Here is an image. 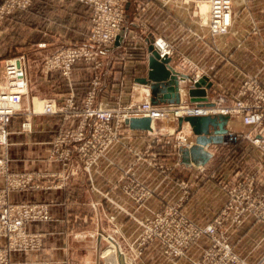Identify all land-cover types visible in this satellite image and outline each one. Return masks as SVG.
Listing matches in <instances>:
<instances>
[{
    "label": "crops",
    "instance_id": "0c3cea01",
    "mask_svg": "<svg viewBox=\"0 0 264 264\" xmlns=\"http://www.w3.org/2000/svg\"><path fill=\"white\" fill-rule=\"evenodd\" d=\"M125 12L119 39L101 50V68L95 70L80 62L68 79L56 73L45 75L41 65L61 49L84 44L90 31L88 6L77 0H32L28 11L15 12L1 25L0 85L4 83L3 61L23 55L29 89L21 101V112L8 127L7 145L0 146V160L6 161L11 173L34 174L40 185L36 190L10 192L7 199L46 203L51 216L47 223L28 226L30 232L41 234V250L14 255L13 260L118 264L115 255L105 258V251L100 253L108 241L116 246L121 264H170L159 244L138 248L140 229L135 220L150 218L165 206L180 203L186 218L205 226L226 203L220 182H230L237 171L256 175L255 187L264 193V155L246 141L231 152L221 145H208L204 147L211 156L207 163L188 166L179 153L185 147L178 148L177 138L165 134L168 130L164 126L159 132L128 127L121 132V144L112 146L88 176L75 153L66 167L50 158L59 131L75 128L77 119L64 120L62 115L40 112L31 116V130L21 131L26 111L44 101L62 105L73 96L74 104L82 106L95 76L99 78L96 105L111 108L137 101L131 85L147 77V49L156 39L169 45L173 70L188 78L199 76L205 83L198 91L203 97L185 94L189 80L180 84L184 88L181 100L191 106L206 104L204 99L229 105L245 82L264 90V0H233L229 33L215 38L199 24L196 7L185 0H127ZM219 96L224 97L222 102ZM155 100V106L168 105L161 93ZM241 126L240 121L229 119L227 130L233 132ZM246 127L249 133H258L256 128ZM182 134L192 135L188 124L183 125L181 136H185ZM135 152L147 159L137 158ZM153 155L160 160V168L148 162ZM134 178L151 192L139 207L134 205ZM3 180L0 176V189ZM227 231L233 252L247 264H256L264 255V224L255 218L249 217L239 227L228 226ZM4 244L0 238V247ZM209 245L207 238L199 239L187 257L199 260ZM179 263L189 264L187 260Z\"/></svg>",
    "mask_w": 264,
    "mask_h": 264
},
{
    "label": "built area",
    "instance_id": "2783aa9c",
    "mask_svg": "<svg viewBox=\"0 0 264 264\" xmlns=\"http://www.w3.org/2000/svg\"><path fill=\"white\" fill-rule=\"evenodd\" d=\"M91 9L90 31L84 44L61 49L44 59L42 72L45 75L56 73L63 78L70 77L72 68L83 62L99 70L101 50L111 46L120 35L125 23V3L127 0H77ZM204 1L209 7L208 32L211 35H225L232 24L230 0H194ZM32 0H6L0 7V24L14 11H28ZM154 47L161 56L171 55L169 45L162 39L154 41ZM3 85H0V146L8 142V127L11 120L21 112V101L28 96L29 81L27 59L21 55L6 59L3 64ZM98 76L92 81L91 90L82 106H76L73 96H68L62 105L54 100L42 102L44 115H62L64 120L77 119L73 129L61 130L53 141L50 158L67 166L75 153L83 170L88 174L91 168L109 151L112 146L121 144L122 130H127L126 122L131 119H150L164 126L171 118V127L179 118L187 116L224 115L240 117L244 126L256 128L257 134L228 132L221 146L236 150V144L246 141L264 155V90L255 83L245 82L238 90L237 97L230 107L215 108L189 105L185 100L178 105L154 106L151 104V88L148 84L133 83L131 88L140 95L137 101L126 105L103 108L95 104ZM200 79L189 78L190 86ZM222 102V99L220 100ZM215 105V103H214ZM37 114L34 107L26 111L21 131L31 130L30 118ZM174 127V126H173ZM173 132L165 134L173 135ZM194 135L176 139L178 148H190L194 144ZM234 146V147H233ZM239 146V147H240ZM238 147V148H239ZM264 168V162L261 164ZM0 176L4 187L0 189V238L4 246L0 247V264H50L41 260H13L14 255L39 252L43 240L39 233H32L28 226L47 223L51 220L48 205L43 202H9L7 194L18 190H36L40 188L34 174H14L7 163L0 160ZM256 175L237 171L231 181L220 185L226 194V203L214 219L205 226H198L188 220L182 212L180 203L167 205L150 219L142 221V233L137 242L138 248L157 243L170 264H180L187 260L189 264H247L233 252L226 232L228 226L239 227L249 217L264 222V193L257 190ZM62 187V185H58ZM151 192L146 191L139 200H144ZM134 194V200H135ZM207 238L209 247L199 260H190L187 251L199 239ZM264 263V255L256 264Z\"/></svg>",
    "mask_w": 264,
    "mask_h": 264
},
{
    "label": "water",
    "instance_id": "95a60500",
    "mask_svg": "<svg viewBox=\"0 0 264 264\" xmlns=\"http://www.w3.org/2000/svg\"><path fill=\"white\" fill-rule=\"evenodd\" d=\"M118 39L116 38V40ZM147 52V77L137 80V83L148 84L150 86L151 96L153 97L151 98L152 105L155 106L158 104L155 97L160 93L163 94L164 99H168V104H178L180 99V84L187 82L189 80L188 76L177 73L173 70L170 66L171 59L166 55L161 56L154 47V41L149 43ZM201 86L204 87L205 83L200 78L197 83L192 86L189 85L185 89L187 90L189 97H203L204 95H201V93L198 92ZM204 102L206 104H202L201 106H214L213 104L208 103L206 99H204ZM228 121L229 117L224 115L187 116L179 118L177 130L181 129L183 123H187L195 137L194 144L190 148L179 149L183 164L188 166L191 164L195 166L205 165L211 156L204 150V147L208 145L222 144L223 137L228 133ZM126 124L131 130H152L150 119H131L127 121Z\"/></svg>",
    "mask_w": 264,
    "mask_h": 264
},
{
    "label": "rangeland",
    "instance_id": "374dc122",
    "mask_svg": "<svg viewBox=\"0 0 264 264\" xmlns=\"http://www.w3.org/2000/svg\"><path fill=\"white\" fill-rule=\"evenodd\" d=\"M6 0H3L2 1V3L0 4V7L3 5V3L5 2ZM231 1V10H232V6H233V0H230ZM127 2V1H126ZM188 2H191V4H193L195 7H196V10H197V16H198V20H199V24L200 25H202L203 27H205L206 28V32H208V27H207V25H208V18H209V7H208V5H207V3H205L204 1H200V2H195L194 0H185V3H188ZM17 12V11H16ZM15 13V11L12 13V14H14ZM12 14H10V15H8V16H6L3 20H2V22H1V24H0V29H1V25H2V23L4 22V20L6 19V18H8L9 16H11ZM125 21H126V12H125ZM125 24V23H124ZM209 33V32H208ZM228 33H229V31H228ZM227 33V34H228ZM205 34V33H204ZM203 34V35H204ZM210 34V33H209ZM227 34H225V35H227ZM202 35V36H203ZM202 36H199V37H202ZM210 36H213L212 38H215V37H219V36H224V35H211L210 34ZM42 47V46H41ZM15 58V57H14ZM170 58V57H169ZM8 59H10V58H8ZM171 59V58H170ZM6 60V59H5ZM4 60V61H5ZM4 61H3V64H4ZM44 61V60H43ZM43 63V62H42ZM3 66V65H2ZM41 68H42V65H41ZM186 90V89H185ZM181 91H184V88L183 87H179V96H180V99H179V103L180 102H182L183 100H181V98L183 99V96H181V94H184V92H185V94L187 93L188 94V92H187V90L186 91H184L183 93H181ZM238 93V92H237ZM237 93H236V95H235V97H234V99L232 100V102L229 104V105H225V106H219L218 104L216 105V103H215V105H214V103H211V104H213L214 105V107L215 108H223V107H230L232 104H233V102H234V100H235V98L237 97ZM138 97H140V95H136V98H138ZM222 99V101H223V99H224V97H222V96H219V100H221ZM178 103V104H179ZM220 103V102H219ZM178 104H176V105H178ZM118 105H121V104H118ZM117 105V106H118ZM123 105H126V104H122L121 105V107H123ZM168 105H174V104H168ZM34 110H35V112H37V113H40L41 112V110H42V105L40 106V105H36L35 107H34ZM20 113V112H19ZM231 120H238V121H240L241 122V124H242V121H241V118L239 117H231L230 118ZM171 118H168L167 119V122H165V123H167L166 125H165V128H166V130H168V131H166V132H173V128H175L176 127V129H175V132H174V136H172V137H176L178 140H181L182 139V137H184V136H181V133H182V131H183V125L184 124H187V123H183L182 124V126H181V129L180 130H177V127H178V120H177V122L175 123V124H173L172 123V125L174 126H172L171 127ZM162 127V125L160 124V123H154V121H152L151 122V129L152 130H154V131H160V128ZM127 128H128V126H127ZM151 130V131H152ZM233 130H235V131H233L234 133H244V132H248V131H250L249 130V128H247L246 126H244L243 124H242V126H241V128H234ZM153 132V131H152ZM182 135H185V134H182ZM168 136V135H167ZM186 136V135H185ZM188 136H189V134H188ZM190 136H191V134H190ZM240 145H238V144H236V146H235V149H237L238 147H239ZM234 147V146H233ZM135 155L137 156V158H142V159H147V157H145L144 158V154H141V153H139V152H135ZM105 157H106V155H105ZM105 157H103V158H101V159H104ZM100 159V160H101ZM158 161H160V160H158V157L157 156H151V157H149V160H148V162H150L151 164H152V166H155L156 168H160V166H159V162ZM161 170H163V169H161ZM134 180V194H135V200H134V205H135V207H139V206H141L142 205V202H143V200H139L138 199V197H141V195L142 194H144L146 191H147V189L144 187V186H142V184L140 183V182H138V180L136 179V178H134L133 179ZM225 193V192H224ZM46 204V203H45ZM148 219H150V218H148ZM148 219H142V220H135V224H137L138 225V227H139V229H140V232H139V235L142 233V226H141V223H142V221L143 222H145L146 220H148ZM256 219V218H255ZM189 220V219H188ZM247 220V219H246ZM245 220V221H246ZM257 221H259V222H261L262 224H264V222H262L261 220H259V219H256ZM191 221V220H190ZM196 224V223H195ZM197 225V224H196ZM242 225V224H241ZM199 226V225H198ZM139 235H138V237H139ZM226 236H227V239H228V231L226 232ZM137 240H138V238H137ZM104 242V241H103ZM111 245L114 247V249H109V248H111ZM42 246H43V244H42ZM108 249H109V251H108ZM105 251V252H104ZM116 251H117V248H116V246L114 245V244H112V243H108V241H105L104 243H103V245H102V251L100 252L101 254L104 252V257L105 258H109V257H111V256H116ZM99 254V253H98ZM98 254H97V256H98ZM262 258V257H261ZM98 259V258H97ZM37 260V259H36ZM99 260V259H98ZM41 261H45V260H41ZM103 261H105L104 259H103Z\"/></svg>",
    "mask_w": 264,
    "mask_h": 264
},
{
    "label": "bare ground",
    "instance_id": "6f19581e",
    "mask_svg": "<svg viewBox=\"0 0 264 264\" xmlns=\"http://www.w3.org/2000/svg\"><path fill=\"white\" fill-rule=\"evenodd\" d=\"M206 3V2H205ZM42 111V110H41ZM191 129V128H190ZM183 132V131H182ZM116 259H117V263L120 264V259H119V254L118 251H116Z\"/></svg>",
    "mask_w": 264,
    "mask_h": 264
}]
</instances>
